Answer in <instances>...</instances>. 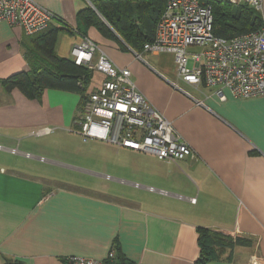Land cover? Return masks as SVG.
I'll return each mask as SVG.
<instances>
[{
  "label": "crops",
  "instance_id": "crops-1",
  "mask_svg": "<svg viewBox=\"0 0 264 264\" xmlns=\"http://www.w3.org/2000/svg\"><path fill=\"white\" fill-rule=\"evenodd\" d=\"M37 1L55 13L50 25L69 28L57 37L60 57L71 59L84 35L94 39V61L102 52L116 66L128 67L139 90L195 154L172 162L113 144L119 154L115 169L132 170L127 178L115 177L129 184L124 189L77 185L37 169L28 160L47 158L36 150L52 148L60 135H78L73 130L82 96L47 88L41 98H29L19 88L6 89L3 80L31 70L30 34L0 22V264H70L71 255L106 258L111 250L117 262L123 256L133 264H195L199 227L254 241L206 264H253V258L264 264V96L240 98L225 90L221 100L214 86L195 87L166 74L146 53L137 56L143 50L110 25L115 36L79 21L94 0ZM259 12L264 19V0ZM106 78L94 69L87 91ZM41 127L55 130L32 134Z\"/></svg>",
  "mask_w": 264,
  "mask_h": 264
},
{
  "label": "built area",
  "instance_id": "built-area-1",
  "mask_svg": "<svg viewBox=\"0 0 264 264\" xmlns=\"http://www.w3.org/2000/svg\"><path fill=\"white\" fill-rule=\"evenodd\" d=\"M213 0H166L156 25L155 36L144 44L143 53L175 54L178 76L190 85L216 87L221 100L225 90L235 97L264 96V27L226 38L214 34ZM236 6L248 5L261 11L263 0H222ZM55 13L37 0H0V22L20 26L27 34L49 27ZM191 47H200L191 53ZM94 39L84 35L72 48L76 64L102 71L107 78L88 92L75 119V133L84 141L97 139L117 147L154 154L161 160L178 162L194 156L192 146L182 138L174 123L159 111L139 90L128 67L120 68L105 54L99 53ZM196 55L193 67L190 56ZM198 103L202 104L201 101ZM41 127L34 135L53 132ZM150 189H154L150 187ZM196 201V198H192ZM115 250L106 258L71 255L70 264H113ZM253 264L258 263L252 259Z\"/></svg>",
  "mask_w": 264,
  "mask_h": 264
},
{
  "label": "trees",
  "instance_id": "trees-1",
  "mask_svg": "<svg viewBox=\"0 0 264 264\" xmlns=\"http://www.w3.org/2000/svg\"><path fill=\"white\" fill-rule=\"evenodd\" d=\"M94 6L82 10L79 21L96 25L106 33L115 36L110 26L136 49L143 50L144 44L155 36L156 25L165 8L166 0H94ZM214 34L230 38L237 34L260 30L264 19L259 11L248 5L236 6L222 0H213ZM141 23V24H139ZM110 25V26H109ZM69 29L49 25L48 28L30 34L26 39L27 55L31 70L21 72L3 80L6 89L19 88L29 98H41L47 88L77 91L82 102L88 94L93 69L76 64L73 58L60 57L55 51L58 34ZM84 35V34H83ZM200 258L195 264H206L224 257L236 246H250L254 241L243 235H230L222 231L199 227ZM66 262L67 259H66ZM69 263V262H68ZM113 264H133L117 254ZM6 264H25L22 261H8Z\"/></svg>",
  "mask_w": 264,
  "mask_h": 264
},
{
  "label": "rangeland",
  "instance_id": "rangeland-1",
  "mask_svg": "<svg viewBox=\"0 0 264 264\" xmlns=\"http://www.w3.org/2000/svg\"><path fill=\"white\" fill-rule=\"evenodd\" d=\"M189 51L191 53H199L201 48L191 47ZM144 56L148 62L159 67V69L165 71L166 74H170L177 78V65L174 53H146ZM195 59H198V56H190L188 63L189 67H193ZM72 135L74 136H69V134L68 137L60 135L59 138L61 137V139L57 138L55 146L52 148H48L47 150H36L39 152L37 155L47 159H37L38 162L28 160V162L30 164L35 163L37 169L44 171L46 174H50L60 181L69 180L74 181L77 185L87 184L99 188H128L129 184L120 182L115 178L122 176L127 178V174H130L129 172L132 171L128 168H123L121 171L115 169L116 165L114 163L119 161L117 158L119 154L116 152V146L98 140H89L85 142L79 135ZM30 140L31 142L38 141V139ZM27 150L36 154L34 153L36 151L33 149L29 148ZM49 159L55 161H49ZM106 174L109 175V178L105 177Z\"/></svg>",
  "mask_w": 264,
  "mask_h": 264
}]
</instances>
